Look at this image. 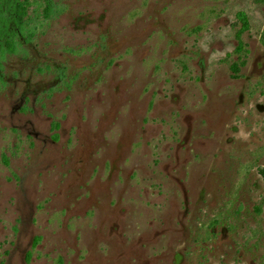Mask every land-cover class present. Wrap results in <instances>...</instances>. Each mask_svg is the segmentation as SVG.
<instances>
[{
  "label": "rangeland",
  "instance_id": "obj_1",
  "mask_svg": "<svg viewBox=\"0 0 264 264\" xmlns=\"http://www.w3.org/2000/svg\"><path fill=\"white\" fill-rule=\"evenodd\" d=\"M27 1L0 264H264V0Z\"/></svg>",
  "mask_w": 264,
  "mask_h": 264
},
{
  "label": "trees",
  "instance_id": "obj_2",
  "mask_svg": "<svg viewBox=\"0 0 264 264\" xmlns=\"http://www.w3.org/2000/svg\"><path fill=\"white\" fill-rule=\"evenodd\" d=\"M27 0H0V59L7 52H13L24 35ZM51 7H47V10ZM245 23L244 12H240ZM1 65V60H0Z\"/></svg>",
  "mask_w": 264,
  "mask_h": 264
}]
</instances>
